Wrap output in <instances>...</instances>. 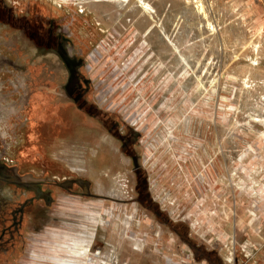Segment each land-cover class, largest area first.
<instances>
[{
	"label": "rangeland",
	"instance_id": "rangeland-1",
	"mask_svg": "<svg viewBox=\"0 0 264 264\" xmlns=\"http://www.w3.org/2000/svg\"><path fill=\"white\" fill-rule=\"evenodd\" d=\"M1 171L0 264H264V0H0Z\"/></svg>",
	"mask_w": 264,
	"mask_h": 264
},
{
	"label": "bare ground",
	"instance_id": "bare-ground-1",
	"mask_svg": "<svg viewBox=\"0 0 264 264\" xmlns=\"http://www.w3.org/2000/svg\"><path fill=\"white\" fill-rule=\"evenodd\" d=\"M128 2V0H119ZM61 240L56 238L57 243L47 244L43 249L33 247L31 255V264H80L79 261L85 258V250L88 247V241L84 236H68Z\"/></svg>",
	"mask_w": 264,
	"mask_h": 264
},
{
	"label": "flooded vegetation",
	"instance_id": "flooded-vegetation-1",
	"mask_svg": "<svg viewBox=\"0 0 264 264\" xmlns=\"http://www.w3.org/2000/svg\"><path fill=\"white\" fill-rule=\"evenodd\" d=\"M25 26H24V30L25 32L28 34H30V36L37 42H44L42 40H44V38L47 39V35H44V32L43 30H41L39 27H37V22H33L31 20H28L26 23H24ZM63 41V40H62ZM54 43L56 44V47L54 48L57 53L61 56V58L63 59V61H65V63L67 64V67L69 68V71H70V74L71 76L73 75L72 71H71V67H72V63H71V59L68 57L67 53L65 50H63L61 44L58 45V41H54ZM76 89L73 90L72 93H74ZM135 160V167H136V173L138 175L139 178H143V182L140 184V186L138 187L140 193L143 195L144 191L147 189V182H146V177L144 176V173L141 171V168L140 166H138V162L136 161V159L134 158ZM3 171V170H2ZM0 172V177L2 175V177H6V178H9V175L7 174H3L4 172ZM11 182H17L16 180H9ZM26 186V184H24ZM144 197L147 198V197H150V194L147 193L146 195L144 194ZM16 213H14V216H15ZM13 229H15V227H12ZM57 234V236H55ZM80 236H85L84 234H79ZM66 236H68V233L67 232H62L61 234L59 232H54V235L52 236L53 238H58V237H62V238H65ZM51 237V238H52ZM66 239V238H65ZM34 245H36L35 247H40L42 246L41 243H35ZM33 245V246H34ZM33 246L30 247V251L31 249L33 248ZM88 247L86 248L85 250V258L80 260L79 263L80 264H104L105 261L101 260V259H98L97 260V256L96 254L93 255L94 253H89L88 251ZM94 258H96L95 260H93ZM86 260V261H85Z\"/></svg>",
	"mask_w": 264,
	"mask_h": 264
}]
</instances>
